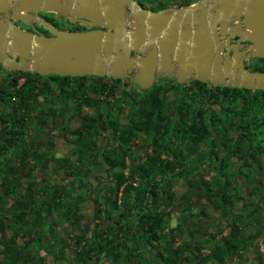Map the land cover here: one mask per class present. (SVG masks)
Returning a JSON list of instances; mask_svg holds the SVG:
<instances>
[{
	"label": "trees",
	"instance_id": "trees-1",
	"mask_svg": "<svg viewBox=\"0 0 264 264\" xmlns=\"http://www.w3.org/2000/svg\"><path fill=\"white\" fill-rule=\"evenodd\" d=\"M11 71L0 82V264H264V89L210 108V126L197 124L204 109L190 92L172 110L157 85L75 90L96 112L81 114L72 158L27 143L46 90ZM170 114L181 120L166 130ZM104 130L108 145L97 143Z\"/></svg>",
	"mask_w": 264,
	"mask_h": 264
},
{
	"label": "water",
	"instance_id": "water-1",
	"mask_svg": "<svg viewBox=\"0 0 264 264\" xmlns=\"http://www.w3.org/2000/svg\"><path fill=\"white\" fill-rule=\"evenodd\" d=\"M49 11L104 28L61 30L41 15ZM18 20L33 30L16 25ZM35 24L52 35L39 33ZM234 34L238 41L230 43ZM240 40L250 43L240 49ZM251 56L264 58V0H199L174 13L146 9L137 0H0L5 69L117 78L130 73L129 81L146 89L156 70L168 71L175 63L179 82L192 76L213 85L264 89V70L243 64Z\"/></svg>",
	"mask_w": 264,
	"mask_h": 264
},
{
	"label": "flooded vegetation",
	"instance_id": "flooded-vegetation-1",
	"mask_svg": "<svg viewBox=\"0 0 264 264\" xmlns=\"http://www.w3.org/2000/svg\"><path fill=\"white\" fill-rule=\"evenodd\" d=\"M143 7L146 9H151L159 12L171 13L175 12L176 9L180 7H186L191 5L199 0H194L188 3H182V0H137ZM185 1V0H184ZM206 10V8L198 10L200 13ZM43 13V17L51 22L55 27L61 30L66 31H83L96 27L104 28L101 26H94L89 24H83L76 22H70L66 17L61 14L49 11V12H41ZM232 22H229V25ZM34 27L39 31V33H43L44 35H52L50 30L46 27H43L40 30L38 25H34ZM42 27V26H40ZM24 28V27H23ZM29 28H32L29 25ZM28 30V28H24ZM181 29V25L179 28ZM193 29V28H192ZM31 31V30H29ZM218 32V31H217ZM220 36V34H219ZM239 36L234 34L230 37V43L237 42ZM250 42L248 40H240V49H244ZM142 49L139 52V55H144L145 50L148 48ZM226 51L224 48L223 53ZM231 52V51H230ZM133 52L132 55H134ZM170 59L172 57H169ZM263 57H249L243 59V64L246 69L250 71L255 70H263L264 63L259 59ZM172 60V59H171ZM168 71H155V79L153 85L160 86L161 89L164 90V94L175 93L179 94L180 91L190 92L193 94V104L198 106V108H203L204 112L202 115L198 117L197 124L210 126L212 121L209 117L210 108H213L216 111L221 113H225L226 111V102L232 100L234 97V93L241 91L245 95H249L255 89L261 88H246L239 87L235 85H231L229 83H217L213 85L210 80H200L192 76H188L183 82H179L177 80V65L173 63ZM12 69H4L2 64L0 63V82L7 85L14 79V75L18 74L15 71H11ZM23 77H20V83H27L30 88L34 90H46V92L39 93L41 101H44L42 104V109L39 113H34L37 124H40L39 127H33L34 133V144L33 147L36 151L43 147L49 149V154H45L47 156H52L51 151L55 148L54 143L57 141H61L64 144H69L74 147L75 142L78 140V127L81 125L82 118L81 114L85 115L86 113L96 112L94 107L89 106L86 103L81 102L84 99L83 96H78L80 92H75V90H142L143 88L139 87L137 83H133L129 81V74L126 77H112L110 74H61V73H39L37 71L28 72ZM134 87H133V86ZM137 87H136V86ZM152 85V86H153ZM30 90V89H29ZM49 90V92H48ZM90 92V91H89ZM213 92L217 94L219 102L218 103H209L207 101V96H202V94ZM232 93V95H227L228 93ZM214 94V95H215ZM252 95V94H250ZM83 97V98H82ZM117 97V96H116ZM82 98V99H81ZM178 98V97H177ZM176 99V98H175ZM241 99L244 100V97L241 96ZM100 100V99H99ZM189 100V99H188ZM234 101V100H233ZM168 101V108L173 110L174 105L177 103ZM225 104V105H224ZM232 108H237V104L232 102ZM191 105L190 102H186V106L184 112L191 114ZM98 106L102 107L101 102L98 103ZM97 106V107H98ZM171 106V107H169ZM167 107V105H166ZM199 108V109H200ZM236 110V109H235ZM113 110H107L106 114L109 115ZM229 112V111H228ZM173 114H170V120L167 123V129L171 130L174 124L180 122V117H177L176 120L173 118ZM235 122H239L238 117ZM32 120H28L27 124L30 125ZM29 134H32V131H28ZM109 131L104 130L100 138H97V143L107 142L109 138ZM53 144V145H52ZM62 154L58 156H69L75 157L73 154H69L64 150H61ZM65 152V153H64ZM77 154V153H76ZM55 155V154H54ZM98 155V154H97ZM96 155V156H97ZM95 156V157H96Z\"/></svg>",
	"mask_w": 264,
	"mask_h": 264
},
{
	"label": "rangeland",
	"instance_id": "rangeland-1",
	"mask_svg": "<svg viewBox=\"0 0 264 264\" xmlns=\"http://www.w3.org/2000/svg\"><path fill=\"white\" fill-rule=\"evenodd\" d=\"M133 86V85H132ZM136 86V85H135ZM134 87V86H133ZM137 87V86H136ZM164 94V93H163ZM165 96H164V99L166 100V101H169V102H177V97H178V95L177 94H175V93H169V94H164ZM176 98V99H175ZM42 102V104L44 103V101H41L40 100V103ZM174 103V104H175ZM41 109H42V107H41ZM40 113V112H39ZM39 113L37 114L38 115V117H39ZM173 118L176 120V118L177 117H175V116H173ZM39 125L40 124H37V122L36 121H33L30 125H28V131L30 130V131H32V134H29L28 132H27V135H26V141H27V143H29V142H34V133H33V127H39ZM109 135V134H108ZM109 136H111V135H109ZM100 138V137H99ZM98 138V139H99ZM109 141H111V139H109L107 142H103V143H107V145H108V143H110ZM113 142H114V144H116V142H117V140L115 139V140H113ZM99 144V143H98ZM100 144H102V142L100 143ZM54 145H55V148L53 149V151H51V153H54L55 155H60V154H62V151L61 150H64L65 152H67V153H69V154H73V155H75V157H72V158H76V157H78L77 156V154H76V151H77V149L75 148V147H73V146H71V145H69V144H64L63 142H61V141H57V143H54ZM109 147V146H108ZM41 150H43V151H45L47 154H49L50 152H48L49 151V149H46V147H43V148H41ZM64 152V153H65ZM105 153H106V150H102L101 152H99L98 153V155L96 156V158L97 159H100V158H103V157H105L106 155H105ZM98 162V161H97ZM100 162H98V164H99ZM262 165H264V156H263V158H262V163H261ZM205 165V164H204ZM260 167H261V165H260ZM261 169V168H260ZM206 172L211 176V175H214V173H216L217 172V170H215V169H211V168H208L207 166H206ZM101 173H103V174H105V172L104 171H101ZM258 174L259 173H261V172H257ZM179 182L180 181H178V183L175 185V187H174V185H173V188H174V191H175V195H178L181 191H183V187H182V185L181 184H179ZM241 187L243 188V189H245V190H247V188H246V184H245V182H243V181H241ZM200 204V201L199 202H197L196 201V205H199ZM84 209H85V211H86V214L89 216V215H91L92 214V208H91V206H90V204H85V207H84ZM237 257V256H236ZM235 257V258H236ZM64 263H67L66 261H64ZM152 264V263H151Z\"/></svg>",
	"mask_w": 264,
	"mask_h": 264
},
{
	"label": "clouds",
	"instance_id": "clouds-1",
	"mask_svg": "<svg viewBox=\"0 0 264 264\" xmlns=\"http://www.w3.org/2000/svg\"><path fill=\"white\" fill-rule=\"evenodd\" d=\"M144 8H145V7H144ZM150 10H151V9H150ZM153 11H155V10H153ZM158 12H159V11H158ZM16 25H17V24H16ZM18 26H19V25H18ZM20 27H21V26H20ZM22 28H23V27H22ZM31 31H32V30H31ZM4 69H5V68H4ZM12 70H13V69H12ZM15 70H16V69H15ZM17 70H18V69H17ZM152 85H153V84H152ZM152 85H151V86H152ZM151 86H150V87H151ZM150 87H148V88H150Z\"/></svg>",
	"mask_w": 264,
	"mask_h": 264
},
{
	"label": "crops",
	"instance_id": "crops-1",
	"mask_svg": "<svg viewBox=\"0 0 264 264\" xmlns=\"http://www.w3.org/2000/svg\"><path fill=\"white\" fill-rule=\"evenodd\" d=\"M20 83V82H19Z\"/></svg>",
	"mask_w": 264,
	"mask_h": 264
}]
</instances>
